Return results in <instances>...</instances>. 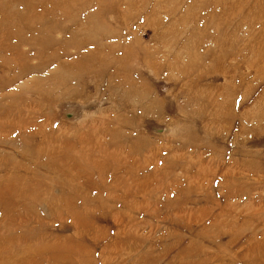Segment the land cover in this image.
<instances>
[{
    "label": "rangeland",
    "instance_id": "obj_1",
    "mask_svg": "<svg viewBox=\"0 0 264 264\" xmlns=\"http://www.w3.org/2000/svg\"><path fill=\"white\" fill-rule=\"evenodd\" d=\"M69 20L0 91V264H264V0H0V83Z\"/></svg>",
    "mask_w": 264,
    "mask_h": 264
},
{
    "label": "bare ground",
    "instance_id": "obj_2",
    "mask_svg": "<svg viewBox=\"0 0 264 264\" xmlns=\"http://www.w3.org/2000/svg\"><path fill=\"white\" fill-rule=\"evenodd\" d=\"M7 14H8L9 19H11V21H12V19H13L12 14H10V13H7ZM6 19H8V18H6ZM42 19H44V18H42ZM67 22H71V21L69 20V21L62 22L64 24L61 27L55 25L54 27H52L50 29L51 32L48 35H42L41 34L42 36H45L46 39L43 38V37H40V36L31 35L29 40H32L33 38H35V39L29 42L28 39L25 36L26 33H23V32L15 33L14 31H11L9 33L10 34L9 35L10 42H11V40H15V42H17V44H15V45L12 46V48L14 50V54L13 55H14V57H17V59H12L11 60V62H13L12 64L14 65V67L17 66V68H16V70H14L12 72V74H13L12 76H10L9 78L4 79L3 82L0 83V91H3L5 88L10 87L11 85H13V83H14V81L16 79H21L22 76H24L26 74H29L31 72H34L35 70L36 71H38V70L40 71L42 69L45 70L46 68L49 67L48 65H50L51 61L53 60L52 58H54L56 56V54H58L59 52H62L63 53V57H67L68 56V51L66 49H63V48L60 49V50L51 51L48 54L47 53L44 54L45 51H49L52 48H54L55 46H58L59 44L61 45V43L62 44H65V45L67 44V41L66 40L63 39V40L59 41L58 38L55 36V32H58L60 34H63L65 37L69 33H73L74 32V31H71V32L70 31H67V28H68L67 25H66ZM71 37L72 36H69V38H71ZM26 41H28V43L30 44L31 49H32L31 50L32 53H30V52H24L22 50V46L24 44H27ZM84 45L85 44L83 42H78V43H74L72 46H76L77 49H80ZM38 47H40V48H38ZM23 57H26V58H29V59H38V64L35 65V66H28V63H25L24 66H28V67L24 68L23 71H22L20 69V66H21V62H22ZM44 58H46V60H43ZM2 66H3L4 74H7L8 72H10V65H9V63L7 61H3L2 62ZM44 67H45V69H44ZM233 68H235V67H232V75H236V70H234ZM26 86H27V83H25V84L22 85L23 88H25ZM228 89L232 92V89L231 88L228 87ZM235 92L236 91L234 89L232 93L234 94ZM43 96L44 95H42V97ZM215 164H216L215 161H214V163L211 162V165H215ZM215 169H216V167H215ZM217 169H219V165L217 166ZM219 170L222 171L221 169H219ZM215 171L217 173V170H215ZM227 173H228V176H231L232 177L230 180L233 181V182H231L233 184L232 187L235 188L236 187L235 185H237L238 181L236 183V181L233 180L234 179V176L232 174H230L231 172H227ZM227 173H225V174H227ZM207 181H209V180L207 179ZM229 184H230V182H229ZM229 184H228V187H229ZM235 196H237V195H235ZM228 198H229V196H228ZM237 198H239V196H237ZM229 199H231V197Z\"/></svg>",
    "mask_w": 264,
    "mask_h": 264
}]
</instances>
